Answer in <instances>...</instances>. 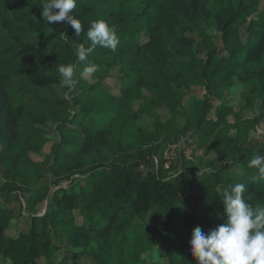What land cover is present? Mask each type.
I'll list each match as a JSON object with an SVG mask.
<instances>
[{
    "label": "trees",
    "instance_id": "trees-1",
    "mask_svg": "<svg viewBox=\"0 0 264 264\" xmlns=\"http://www.w3.org/2000/svg\"><path fill=\"white\" fill-rule=\"evenodd\" d=\"M223 1L227 4L219 10ZM260 3L76 0L70 13L82 24L76 37L67 22L44 23L42 0H0V142L13 151L26 187L12 181L0 186V264H39L59 249L56 239L64 241L58 264H141L144 253L156 247L157 264H195L193 230L199 227L208 233L226 221L224 198L210 200L208 188L242 183L246 202L254 208L264 206V181H257V169L248 167L251 159L264 157V140L256 147L249 145L264 120ZM98 19L115 27L117 49L97 45L77 64L74 46L91 47L86 33ZM243 27L246 38L240 32ZM57 39L63 41V49L51 51L49 43ZM193 45L202 47L204 55L198 56ZM69 64L76 65L78 93L59 98L55 90L68 89L62 87L57 69ZM90 64L97 71L83 75ZM235 78L248 88L242 111L258 101L261 108L254 117H241L234 136L229 126L219 124L216 139L227 138V160L208 179L187 163L176 176L165 173L164 146L157 141L163 128L168 136L171 130L156 111V99L172 94L181 103L183 90L203 87L195 128L203 132L200 139L208 140L218 127L207 125L211 89L230 85ZM14 94L23 106L27 95L49 103L57 136L48 140V166L44 157L36 161L30 155H40L47 140L35 127L40 108L14 110ZM5 100L17 117L14 134L1 130ZM145 117L150 130L141 126ZM44 202L37 210L36 204ZM154 209L165 212L168 236L161 227H141L138 220L144 222ZM182 212L178 226L175 217Z\"/></svg>",
    "mask_w": 264,
    "mask_h": 264
},
{
    "label": "rangeland",
    "instance_id": "rangeland-1",
    "mask_svg": "<svg viewBox=\"0 0 264 264\" xmlns=\"http://www.w3.org/2000/svg\"><path fill=\"white\" fill-rule=\"evenodd\" d=\"M227 4V1H223L219 7V10L223 9ZM259 9H263L264 12V0H261ZM242 36L246 38V27L241 28L240 30ZM188 37H193L194 39L198 38L197 34L188 33ZM221 37L219 36V39ZM31 39H34L31 37ZM63 41L55 40L49 43V49L54 52H59L63 49ZM197 45H193V51H197L198 56H203V48ZM75 49V48H74ZM118 71V70H117ZM105 86H109L108 79L105 80ZM66 90V89H65ZM142 92L144 94H149L150 92L146 89H143ZM65 93H67L68 98H71L78 91L73 88L71 90L59 89L55 90V94L59 98H65ZM210 101L207 106L206 114H207V125L208 128L211 126H218L214 129L213 135L207 140H202L201 134L203 133L200 129H196V119L200 112V108L202 106V101L205 96V91L201 86H192L189 89H185L181 95V103H177L176 98L172 94H168L166 98H157L155 103L156 111L161 118L163 123L169 124L165 126L168 130H171L170 135L164 132V128L162 129V135L158 139L157 144L160 143L159 146H164L163 153L161 156V160L164 163L166 162L165 156L170 158L172 165L174 168L170 170L171 166L168 168L164 166L163 170L167 174H173L176 176L178 172L182 170V166L184 163H187V166L195 170V172L199 173L204 178L208 179L211 175V171L221 166L229 157V147L227 138H223L222 140H217L216 135L218 134L219 124L229 126L230 127V135H235V124L241 121L242 118H250L257 115L261 108V102L258 101L255 107L244 108L242 111V107L244 104V100L248 95V88L239 78H235V80L230 85H217L215 88L211 89L210 93ZM13 97V98H12ZM11 97L13 101L14 110L18 109L19 106H23L20 100V97L14 94ZM6 104L4 109L2 110L3 123L1 124V130L5 133L14 134L15 133V123L17 121L16 114L12 111V105L8 100H5ZM26 108L31 109L32 111H36L40 108V115L38 121L35 123V127L37 128L40 135L46 138V142L44 146L40 149V155H36L35 152H30L31 157L40 161L41 158H45V165L48 166L51 162L50 152L52 141L56 138V132L53 130L54 119L52 117V112L50 111L48 102H38L37 99L31 95H27L26 101L24 103ZM23 106V107H24ZM7 110H6V108ZM192 107V110H190ZM171 117V119H170ZM145 119V120H144ZM150 122L148 117H145L141 121V126L144 127L145 130H150L151 126H147V122ZM144 123V124H143ZM146 125V126H145ZM40 136V137H41ZM169 138H168V137ZM167 137V138H165ZM187 138L184 142L182 140ZM264 140V120H262L257 126L256 130L253 133L249 145L257 146L259 142ZM7 146L0 142V186L5 182L12 181L26 189L22 184V175H21V167L14 163L13 159V151L7 150ZM43 158V160H44ZM185 160V162L183 161ZM168 163V164H171ZM239 172V169L236 170ZM50 176L53 178V174L50 173ZM35 187L30 188L32 191ZM226 189H229L224 184L218 185L216 187L208 188V198L210 200L220 201L224 198L222 192ZM28 195V193H27ZM25 202H28V199H24ZM37 210H42L45 207L44 203H37ZM182 212L178 214L176 218V225L179 226L180 217L184 216ZM165 212L159 209H154L153 212L146 215V220L142 222L138 220L141 227L151 226V227H161L162 233L165 236H168V230L165 226ZM147 223V224H146ZM161 225V226H160ZM55 244L59 249L57 251L52 252L47 257H42L38 263L39 264H58L62 258V245L64 244L63 239H56ZM149 251L145 252L143 258L141 260V264H157L158 253L157 247L155 249L149 248ZM90 263V262H89Z\"/></svg>",
    "mask_w": 264,
    "mask_h": 264
},
{
    "label": "clouds",
    "instance_id": "clouds-1",
    "mask_svg": "<svg viewBox=\"0 0 264 264\" xmlns=\"http://www.w3.org/2000/svg\"><path fill=\"white\" fill-rule=\"evenodd\" d=\"M75 8L76 0H42V19L47 24L67 22L74 29L76 37H79L82 24L70 15ZM86 35L91 47L85 49L82 44L74 46L77 64L85 62L87 54L97 45L114 52L119 44L115 27L103 19L92 21ZM75 67L69 64L60 65L57 69L62 87L68 90L73 89L77 83L73 78ZM96 71L97 67L90 64L83 69V75L94 74ZM248 167L257 169V181H264V157L251 159ZM244 191V184L235 183L222 192L225 223L208 233L199 227L193 230L190 248L195 264H264V206L254 208L246 202Z\"/></svg>",
    "mask_w": 264,
    "mask_h": 264
},
{
    "label": "built area",
    "instance_id": "built-area-1",
    "mask_svg": "<svg viewBox=\"0 0 264 264\" xmlns=\"http://www.w3.org/2000/svg\"><path fill=\"white\" fill-rule=\"evenodd\" d=\"M186 139H187V138H184V139L182 140V142H184ZM165 159H166V162L164 163V166L168 168L169 166L172 165V163H171L170 158H169L168 156H165ZM168 163H171V164H168Z\"/></svg>",
    "mask_w": 264,
    "mask_h": 264
}]
</instances>
